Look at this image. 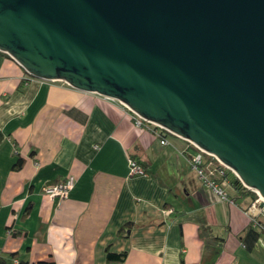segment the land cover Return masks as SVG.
Masks as SVG:
<instances>
[{
  "label": "crops",
  "instance_id": "obj_1",
  "mask_svg": "<svg viewBox=\"0 0 264 264\" xmlns=\"http://www.w3.org/2000/svg\"><path fill=\"white\" fill-rule=\"evenodd\" d=\"M196 152L164 129L138 126L121 102L34 78L0 51V253L8 263L18 252L13 264H264V234L251 250L240 238L252 219L264 222V209L230 182L226 198L216 193L190 163ZM130 157L146 174L131 173ZM69 175L67 197L45 193ZM204 226L223 245L207 243ZM108 251L127 256L109 262Z\"/></svg>",
  "mask_w": 264,
  "mask_h": 264
},
{
  "label": "water",
  "instance_id": "obj_2",
  "mask_svg": "<svg viewBox=\"0 0 264 264\" xmlns=\"http://www.w3.org/2000/svg\"><path fill=\"white\" fill-rule=\"evenodd\" d=\"M0 51L216 157L264 209V0H0Z\"/></svg>",
  "mask_w": 264,
  "mask_h": 264
},
{
  "label": "built area",
  "instance_id": "obj_3",
  "mask_svg": "<svg viewBox=\"0 0 264 264\" xmlns=\"http://www.w3.org/2000/svg\"><path fill=\"white\" fill-rule=\"evenodd\" d=\"M133 117H134L135 123L138 126L151 125V126H155L156 129L161 128L159 126H156L155 124H152V123L142 119L140 116H138L134 112H133ZM161 142L163 144H166L167 140L163 139V140H161ZM190 144L192 146H194L197 150L196 154L193 155L190 159V163H191L192 167L197 171V173L201 177L205 178L208 181V183H210V185L212 186V188L214 189V191L216 193H218L223 198H226V193L223 189V185L228 183V179L226 176V169H229V168L227 166H225L224 164H222L216 157L204 152L203 150H201L200 148H198L194 144H192V143H190ZM96 147H98V146H96ZM210 157L212 159H210ZM129 164L131 167V173L132 174H146L145 169L137 162V160L135 158L130 157L129 158ZM208 170H209V173H207ZM215 172H216L217 177H224V179H222L221 183H218L217 179L213 178L211 176V174H214ZM209 177H211V178H209ZM75 181H76L75 176L69 175L66 177L65 180H63L61 182L46 186L44 188V191H45V193L49 194L52 197L64 198V197H67L69 191L75 185ZM256 200L257 201L254 203L255 207L258 205V203L260 204L259 196ZM252 222H254V224L259 225V223H258L259 221L256 218L252 219Z\"/></svg>",
  "mask_w": 264,
  "mask_h": 264
},
{
  "label": "trees",
  "instance_id": "obj_4",
  "mask_svg": "<svg viewBox=\"0 0 264 264\" xmlns=\"http://www.w3.org/2000/svg\"><path fill=\"white\" fill-rule=\"evenodd\" d=\"M151 126V125H148ZM155 127V126H154ZM134 158V157H133ZM136 159V158H135ZM210 159H212L210 157ZM137 162L141 165L140 161L136 159ZM23 159L19 158L18 161L15 164L16 168H20L22 166ZM142 166V165H141ZM143 167V166H142ZM144 168V167H143ZM146 171V170H145ZM209 173V170L208 172ZM213 178H216L218 183L222 182V179L224 177H217L216 172L214 174H211ZM226 176L228 179V182H230L231 185L234 187H237L240 190H244L245 192L249 193L252 196L253 200H256L258 198V194L244 186V184L240 181V179L230 170L226 169ZM259 225L254 224V222H251L245 229L244 233L240 236L242 242L248 249H253L258 242L259 238L264 234V222L258 220ZM129 224V223H128ZM261 226V227H260ZM201 236L209 243L210 241L218 244L219 246L223 245L225 238L216 234H213V231L210 226H204L201 229ZM18 252L10 253L9 256L11 258V262L8 263L6 258L0 253V264H13V261L17 259ZM127 256V252H111L108 251L107 253V260L109 262H121L124 261ZM13 259V260H12ZM17 264H56L54 261H47V260H39L37 262L29 263L28 261H25L23 259L17 260Z\"/></svg>",
  "mask_w": 264,
  "mask_h": 264
},
{
  "label": "rangeland",
  "instance_id": "obj_5",
  "mask_svg": "<svg viewBox=\"0 0 264 264\" xmlns=\"http://www.w3.org/2000/svg\"><path fill=\"white\" fill-rule=\"evenodd\" d=\"M253 257L257 259V256H256V255H254ZM243 259H244L243 261H246L245 258H243ZM263 259H264V258H263ZM257 260H258V259H257ZM258 261H260L261 263H264V260H258Z\"/></svg>",
  "mask_w": 264,
  "mask_h": 264
}]
</instances>
